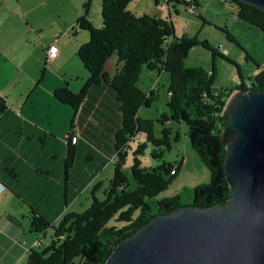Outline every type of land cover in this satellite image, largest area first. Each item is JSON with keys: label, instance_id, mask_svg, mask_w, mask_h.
Returning a JSON list of instances; mask_svg holds the SVG:
<instances>
[{"label": "trees", "instance_id": "trees-1", "mask_svg": "<svg viewBox=\"0 0 264 264\" xmlns=\"http://www.w3.org/2000/svg\"><path fill=\"white\" fill-rule=\"evenodd\" d=\"M130 1L101 0L100 27H95L88 17L92 0L85 3L77 27L88 31L89 39L77 54L90 76L79 92L67 87L55 91L57 99L73 107L74 114L92 84L104 80L116 91L121 102L122 125L116 133L113 177L103 191V198L96 196L98 188H95L87 209L66 213L58 224L30 206V231L39 236L52 227L54 235L44 248L42 238L37 239L28 251L25 264H104L116 243L153 216L184 205L179 194L159 197L177 178L183 160L175 163L164 160V153L171 148V130L164 127L162 137H156L153 120L138 114L142 106L149 105L153 95V91L148 93L139 86L144 67L169 74V115L160 121L185 123L191 147L210 171V182L194 189L192 204L208 207L224 204L228 199L229 186L223 169L225 143L221 140L224 106L234 89L246 90L244 81L232 89L214 91L213 71L185 66L188 49L199 41L187 34L177 37L170 20L149 14L136 15L128 9ZM230 1L236 5L240 19L261 29L264 43V10L240 0ZM228 38L233 40L229 34ZM202 43L209 47L207 40ZM112 56H116L118 65L109 76L105 65ZM257 66L259 71L248 79L253 89L264 90V67L258 63ZM6 108L5 99L0 96V113ZM140 132H145L147 140L157 146L152 156L162 160L156 165L142 166L137 154L143 153L147 144L139 142L130 167L136 186L131 187L124 171L126 148ZM178 138L176 132L175 140ZM73 160L70 150L67 168Z\"/></svg>", "mask_w": 264, "mask_h": 264}, {"label": "crops", "instance_id": "crops-1", "mask_svg": "<svg viewBox=\"0 0 264 264\" xmlns=\"http://www.w3.org/2000/svg\"><path fill=\"white\" fill-rule=\"evenodd\" d=\"M67 1L65 11L56 13L62 1L0 0V96L7 105L0 113V264H25L37 240L30 231V206L56 222L73 212L80 196L99 187L100 173L116 161L122 112L111 85L92 84L76 114L55 96L63 87L79 92L90 76L77 54L89 39L77 27L86 0L75 6ZM44 19L56 26L37 25ZM101 24L99 17L96 27ZM51 44L59 48L54 60L47 58ZM117 65L112 56L105 72L112 76ZM153 72L165 75L146 74L152 78ZM70 133L78 135L76 144L69 142ZM70 150L74 160L67 168Z\"/></svg>", "mask_w": 264, "mask_h": 264}, {"label": "water", "instance_id": "water-1", "mask_svg": "<svg viewBox=\"0 0 264 264\" xmlns=\"http://www.w3.org/2000/svg\"><path fill=\"white\" fill-rule=\"evenodd\" d=\"M240 1L264 10V0ZM221 140L227 201L153 216L104 264H264V90H233Z\"/></svg>", "mask_w": 264, "mask_h": 264}, {"label": "rangeland", "instance_id": "rangeland-1", "mask_svg": "<svg viewBox=\"0 0 264 264\" xmlns=\"http://www.w3.org/2000/svg\"><path fill=\"white\" fill-rule=\"evenodd\" d=\"M60 1L64 3V6L61 7L60 5L55 8L56 13H63L68 5L67 0ZM88 1L86 0V2ZM80 2L81 0H71V6L79 5ZM85 3L82 5L83 9ZM56 5L55 3L50 6ZM128 9L138 16L149 14L170 20L177 37L187 34L189 37L197 39L199 43L191 46L187 51L185 66L188 68L201 67L209 72L213 71L212 87L214 91L224 88L232 89L238 86L241 80L245 81L252 78L255 72L259 71L257 63L264 67V43L261 29L241 20L236 13V5L230 0H172L170 3H167L166 0H159L158 3L156 0H131ZM73 10L74 8L69 11ZM43 11L46 12L44 9ZM63 16L64 14L62 19ZM88 17L96 27L98 19L101 17V0H92ZM56 22L44 19L37 25L41 24L49 30L56 26ZM223 29H227V32H230L236 40H230L227 32ZM205 40H207L210 48L203 45L202 42ZM220 45L223 49L220 51L221 53L216 50V47ZM212 49L215 50L214 53ZM148 70L147 67L143 68L139 86L148 90V93L153 91V95L149 105L142 106L138 114L141 118L153 120V133L156 137H162L164 127L171 130L169 135L171 148L164 153V160L171 163L183 160L177 178L172 180L159 197L168 198L179 194L184 205H191L194 189L199 185L209 183L211 174L191 147L186 124L172 120L160 121L163 120L164 115H169V74L165 72V75L159 77L153 72L154 74L150 78L149 73L146 74ZM176 132L179 133V138L175 140ZM139 142H146L147 144L144 152L137 154L142 166L156 165L162 160H157L152 156V150L157 149V146L147 140L146 133H138L126 148L124 171L130 180L131 187L136 186L130 167L133 164L134 151ZM106 166L97 180L102 181L96 192L98 198H103V191L114 174V163ZM91 202V190H89L80 196L71 211L82 212L90 206ZM64 215L55 223L58 224ZM53 235L54 229L49 227L44 235L36 236L33 234V239L41 237V247L44 248L51 242Z\"/></svg>", "mask_w": 264, "mask_h": 264}, {"label": "built area", "instance_id": "built-area-1", "mask_svg": "<svg viewBox=\"0 0 264 264\" xmlns=\"http://www.w3.org/2000/svg\"><path fill=\"white\" fill-rule=\"evenodd\" d=\"M218 49H219L220 51H222V50H223V49H222V45H220V46L218 47ZM58 54H59V48H58V46L55 45V44H51V45L48 47V49H47V58H48L49 60H54V59L58 56ZM244 84H245V86H246V90L252 88V81H251V80L246 79V80L244 81ZM68 136H69V142H70L71 144H76V143H77V141H78V135H77L76 133H74V134H73V133H70V134H68Z\"/></svg>", "mask_w": 264, "mask_h": 264}]
</instances>
